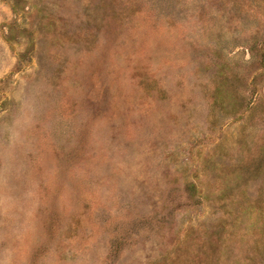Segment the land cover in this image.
I'll use <instances>...</instances> for the list:
<instances>
[{
    "label": "rangeland",
    "instance_id": "rangeland-1",
    "mask_svg": "<svg viewBox=\"0 0 264 264\" xmlns=\"http://www.w3.org/2000/svg\"><path fill=\"white\" fill-rule=\"evenodd\" d=\"M0 264H264V0H0Z\"/></svg>",
    "mask_w": 264,
    "mask_h": 264
}]
</instances>
